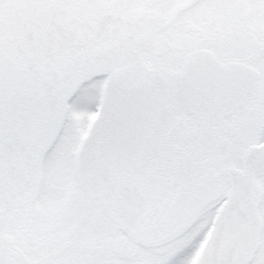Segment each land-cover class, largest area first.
I'll return each mask as SVG.
<instances>
[{
	"label": "snow or ice",
	"instance_id": "1",
	"mask_svg": "<svg viewBox=\"0 0 264 264\" xmlns=\"http://www.w3.org/2000/svg\"><path fill=\"white\" fill-rule=\"evenodd\" d=\"M0 264H264V0H0Z\"/></svg>",
	"mask_w": 264,
	"mask_h": 264
}]
</instances>
